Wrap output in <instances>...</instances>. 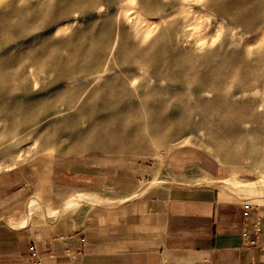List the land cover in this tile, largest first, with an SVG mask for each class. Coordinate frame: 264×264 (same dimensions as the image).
I'll list each match as a JSON object with an SVG mask.
<instances>
[{"label":"rangeland","instance_id":"374dc122","mask_svg":"<svg viewBox=\"0 0 264 264\" xmlns=\"http://www.w3.org/2000/svg\"><path fill=\"white\" fill-rule=\"evenodd\" d=\"M24 1L21 17L0 23V130H9L11 119L19 124L10 143L0 142L1 187L27 190V204L35 187L74 179L70 168L84 163L148 171L147 183L164 185L174 182L172 159L188 163L200 153L222 165L223 180L259 179L264 132L234 127L230 138L214 137L219 125L195 127L203 115L182 104L201 86L229 120L226 128L246 115L264 118V0ZM81 66L96 80L86 72L69 78ZM11 71L17 77L5 78ZM157 132L163 136L155 141Z\"/></svg>","mask_w":264,"mask_h":264},{"label":"crops","instance_id":"0c3cea01","mask_svg":"<svg viewBox=\"0 0 264 264\" xmlns=\"http://www.w3.org/2000/svg\"><path fill=\"white\" fill-rule=\"evenodd\" d=\"M178 158L171 162L174 182L144 192L148 171L89 163L70 168L74 179L35 187L27 204V190L0 186V264L245 263L251 253L243 248L241 222L251 204L201 185L225 176L208 154L188 163ZM75 194L117 203H81L48 218Z\"/></svg>","mask_w":264,"mask_h":264},{"label":"bare ground","instance_id":"6f19581e","mask_svg":"<svg viewBox=\"0 0 264 264\" xmlns=\"http://www.w3.org/2000/svg\"><path fill=\"white\" fill-rule=\"evenodd\" d=\"M21 1H24V0H8V1H5V3H2V5H3V7H2V9L0 10V23L1 22H3V21H8V20H14V18H12L13 16H17L18 17V15L17 14H19L20 15V17L22 16L20 13H21V11H20V9H18V7H17V5L21 2ZM231 1V0H230ZM234 1V0H233ZM25 2V1H24ZM264 2V1H263ZM227 3H229L228 1H227ZM1 4V3H0ZM26 4V3H25ZM210 4V3H209ZM219 4V3H218ZM239 4H241V3H239ZM264 4V3H263ZM23 5V4H22ZM229 5V4H228ZM227 5V6H228ZM257 5V4H256ZM256 5H254V4H252V5H250L251 6V8H252V6H254V7H256ZM24 8V7H23ZM38 8V7H37ZM210 8V7H209ZM226 8H229V7H226ZM7 10L8 11H10V12H7ZM20 12H19V11ZM35 10V9H34ZM221 10V9H220ZM252 10V9H251ZM30 11V10H29ZM29 11L28 12H26V13H29ZM245 11V10H244ZM246 11H247V9H246ZM257 11V10H256ZM33 12V11H32ZM213 12H215V11H213ZM223 12V11H222ZM227 12H230V11H227L226 10V13ZM249 12V11H248ZM262 12V11H261ZM14 13V15H12ZM24 13V12H23ZM26 13H24V14H26ZM226 13L224 14V15H226ZM230 13H232V12H230ZM246 13V12H245ZM255 13V12H254ZM262 14V13H261ZM228 15V14H227ZM237 15V14H236ZM244 15V14H243ZM242 15V16H243ZM248 15H249V13H248ZM255 15V14H254ZM253 15V16H254ZM260 15V14H259ZM246 16V15H245ZM257 16V15H256ZM236 17H238V16H236ZM253 18V17H252ZM251 18V19H252ZM249 19V18H248ZM57 20V19H56ZM233 20V19H232ZM11 21H10V23H11ZM218 21H219V19H218ZM264 21V20H263ZM235 23V22H234ZM12 24V23H11ZM15 24V23H14ZM157 24H155L154 23V21L153 22H151L150 23V26H149V28H148V30L151 32L152 30H153V28L156 26ZM155 29V28H154ZM149 32V33H150ZM263 32H264V29H263ZM16 33V32H15ZM148 33V32H147ZM214 41V40H213ZM204 42H205V40L203 39V38H201V40L199 41V45H201V47H202V45L204 44ZM192 57H194V56H192ZM207 58H208V56H206ZM197 58V57H196ZM195 58V59H196ZM204 58V57H203ZM195 59H193V60H195ZM202 59V58H201ZM218 59V58H217ZM193 60H191V61H193ZM200 60V59H199ZM207 60V59H206ZM200 61H202V60H200ZM219 61H220V59H219ZM202 62H205V60H203ZM89 63H91V62H89ZM93 63V62H92ZM134 63V62H133ZM141 63V62H140ZM143 64V63H142ZM141 64V65H142ZM200 64H201V62H200ZM202 65H203V63H202ZM222 65V64H221ZM220 65V66H221ZM146 66H147V64H146ZM148 66H150V65H148ZM147 66V68H149ZM151 66H153V65H151ZM199 66H201V65H199ZM218 66V65H217ZM139 67H141V66H138V69H139ZM187 67L189 68V70L192 72V74L191 75H194L195 74V71H196V67H195V65L193 64V63H190V64H188L187 65ZM219 67V66H218ZM143 68V67H142ZM142 68H140V69H142ZM217 68V67H216ZM91 70H92V68H90ZM137 69V67L136 66H132V67H129V71H134V70H138ZM206 70L208 69V67H206L205 68ZM104 70H110V69H104ZM203 70V69H202ZM205 70V71H206ZM72 71H74L75 73L74 74H72V76L71 77H69V78H71L72 79V77H74V78H76L75 76H77V74L79 73V74H81V73H85L84 75L85 76H87L88 74L90 75V76H92V80H94V78H95V80H96V77L95 76H98V74L97 73H93V74H90V73H87V71H85V67H82L81 66V68H73V70ZM84 71V72H83ZM89 71V70H88ZM200 70H198V72H199ZM8 72H10V71H8ZM7 72V73H8ZM81 72V73H80ZM202 72V71H201ZM79 74H78V76H79ZM97 74V75H96ZM198 74V73H197ZM197 74H195V75H197ZM14 76L15 78L17 77V74L15 73V72H12L11 71V73H8L7 74V76H5V78H9V77H11V76ZM71 75V74H70ZM65 77V76H64ZM94 77V78H93ZM193 78V77H192ZM192 80V79H191ZM193 80H194V78H193ZM89 81V80H88ZM194 83V82H193ZM202 83V82H201ZM199 84V83H198ZM198 84H194V85H198ZM184 85H188V82H184ZM203 85V84H202ZM210 86V85H209ZM214 87V86H213ZM206 88H208V87H206ZM212 88V87H211ZM243 88L244 87H242V88H239V89H236L235 90V92H233L232 93V95H235V94H237V93H239L240 91H242L243 90ZM213 89V88H212ZM211 89V90H212ZM209 89H205L204 87H199V88H196V89H194V90H191V92L189 93L190 94V96L185 100V102H183V104H182V107H183V110L184 111H186V110H189L190 112H193V111H195V113H196V115L198 114H202L203 116L202 117H200V121H199V123H198V125H199V127H198V125H194L193 123V125L196 127L197 126V128H202L203 126H205L204 124L206 123V124H208L209 125V123L210 124H217V125H219L220 126V130H219V126H217L218 127V129L216 128L214 131H212L211 129H212V127L211 128H208L209 126H207V128L208 129H210L211 131H209V132H211L210 134H212V135H214V137H218V136H221L222 134L223 135H226L227 133L229 134V138L231 137L230 135H233V134H230L231 132L230 131H233V129H234V127H238V129H237V131L240 133V134H247V133H249V132H254V133H256V134H261L262 132H264V118H261V117H259L258 119L256 118H254V119H251L249 116H245L244 118H241V119H235L234 121V126H230V127H228L227 126V128H226V124H225V122L228 120L227 119V117H226V115H224V114H220L219 112H217L216 110H214V101L212 100V99H209L208 97H206L205 96V93H207V91H208ZM214 91V90H213ZM212 91V92H213ZM98 92V91H97ZM211 92V93H212ZM2 95V94H1ZM95 95V94H94ZM8 95H2V97H7ZM162 98V97H161ZM164 99V98H163ZM165 100V99H164ZM218 100H220V99H218ZM157 105V104H156ZM166 105V104H165ZM174 105V104H173ZM180 105V104H179ZM163 106V105H162ZM177 107H178V103H177V105H176ZM181 106V105H180ZM179 106V107H180ZM166 108V107H165ZM165 108L163 109V110H165ZM169 108V107H168ZM171 108H173V107H171ZM197 109V110H194V109ZM155 110H156V108H155ZM203 111H205L206 112V114H204L203 113ZM156 113H157V111H156ZM185 114H187V113H185ZM190 114V113H189ZM194 114V113H193ZM153 115H156V114H153ZM157 115H158V113H157ZM195 115V116H196ZM250 115V114H249ZM161 116V115H160ZM181 116H183V115H180V117ZM156 117V116H155ZM162 117V116H161ZM210 117H214V119H215V117H216V119L214 120V119H212V118H210ZM253 117H256V116H253ZM257 117H258V115H257ZM153 118V120H154V116L152 117ZM157 119V118H156ZM160 119V118H159ZM169 119V118H168ZM182 119V118H181ZM189 118H187V120H188ZM194 119V118H193ZM25 120V119H24ZM186 120V119H185ZM197 120V119H196ZM195 120V121H196ZM12 121V119L10 120V126H9V130H7V131H4L2 128H1V130H3V131H1L0 130V142L2 143L4 140H6L7 138L10 140L11 138L10 137H12V136H14L15 135V133L18 131H15V129H16V126H18L19 124H16V123H14V122H16V121H14V122H11ZM29 121V120H28ZM159 121V120H158ZM158 121H154V122H158ZM183 121V120H182ZM189 121H191V119H189ZM193 121V120H192ZM191 121V122H192ZM198 121H196V122H198ZM58 122H59V120H58ZM166 122V121H165ZM159 123V122H158ZM162 123H164V122H162ZM168 123V122H167ZM182 123H184V121L182 122ZM228 123H229V120H228ZM177 124H180V123H177ZM189 124V123H188ZM230 124H232V121H231V123ZM247 124H248V126H247ZM5 125V124H4ZM21 125H22V123H21ZM167 125V124H166ZM229 125V124H228ZM23 126V125H22ZM158 126V125H157ZM160 126V125H159ZM170 126V125H169ZM180 125H178V126H176V127H178V129L179 130H183V129H185L184 127L183 128H181V127H179ZM188 125H186V127H187ZM191 126V125H190ZM8 127V126H7ZM21 127V126H20ZM175 127V126H174ZM175 127V128H176ZM28 128V127H27ZM162 128H165V126L164 127H162ZM172 128V127H171ZM192 128H193V126L192 127H190V129L192 130ZM214 128V127H213ZM50 129V128H49ZM177 129V128H176ZM178 129H177V133L179 132L178 131ZM24 130H27L26 128H24ZM66 130V129H65ZM165 130V129H164ZM186 130V129H185ZM203 130H205V128L203 127ZM235 130V129H234ZM43 131V130H42ZM41 131V132H42ZM156 131V130H155ZM175 131V130H174ZM188 131V130H187ZM23 132H25V131H23ZM44 132V131H43ZM204 132V131H203ZM208 132V131H207ZM238 132H236V133H238ZM40 133V132H39ZM182 133V132H181ZM185 133V132H184ZM14 134V135H13ZM16 134H18V133H16ZM159 134H160V132H157V133H155V134H153L155 137H156V139H155V141L157 140V138H158V136H159ZM180 134V133H179ZM41 135V134H40ZM45 135V134H44ZM43 135V136H44ZM47 136H49V135H47ZM46 136V137H47ZM161 136H163V132H162V135H160L159 136V138L161 137ZM15 137V136H14ZM13 138V137H12ZM39 138V137H38ZM7 139V140H8ZM6 140V141H7ZM9 140H8V142H9ZM22 140V139H21ZM21 140H17V142H20ZM45 141V140H44ZM11 142V141H10ZM9 142V143H10ZM16 142V143H17ZM154 142V141H153ZM4 143V142H3ZM2 143V144H3ZM6 143V142H5ZM48 143V142H47ZM52 143V142H51ZM153 144V143H152ZM155 145V144H154ZM153 145V146H154ZM157 145V144H156ZM11 146V145H10ZM3 147V146H2ZM1 147V148H2ZM12 147V146H11ZM156 147V146H155ZM7 148V147H6ZM3 149V148H2ZM1 154H3L4 152L3 151H1L0 152ZM257 154V153H256ZM258 155V154H257ZM158 174H160V173H158ZM158 178V177H157ZM156 178V179H157ZM163 182H162V180H160V179H158V180H153V181H150V182H148L146 185H144V188H143V191L142 192H144V191H147V190H149V189H151V188H153V187H156V186H159L160 184H162ZM205 185V186H208V187H211V188H214V189H218V190H220L221 191V193H224V194H227V195H229L231 198H234L236 201H238V202H241V203H245V204H256V203H262V202H264V170H261V172H260V175H259V179L258 180H253V181H248V180H246V181H239V180H235V179H232V180H221V179H211V180H207V181H203L202 182V184L201 185ZM135 197V196H134ZM81 203H83V204H89V205H91V206H100V205H115L116 203H117V201H115V202H107V201H103V200H99V199H97V198H95V197H90V196H88V195H84V194H75V195H72L71 196V198L70 199H67V200H65V201H63L62 202V205L60 206V208H59V210H57V212H52V211H49L48 210V213H47V215H48V218H50L51 220H54L56 217H57V215H59V213L60 212H62V211H64V210H66V209H68L69 210V208H71V206H74V205H77V204H81Z\"/></svg>","mask_w":264,"mask_h":264},{"label":"built area","instance_id":"2783aa9c","mask_svg":"<svg viewBox=\"0 0 264 264\" xmlns=\"http://www.w3.org/2000/svg\"><path fill=\"white\" fill-rule=\"evenodd\" d=\"M252 213L254 217L251 216ZM241 239L244 250L251 253L249 259L243 264H264V205L246 206L241 222ZM29 248L31 256L36 259V248L34 245L29 246ZM255 253L258 257L254 256ZM75 256L76 254L69 255L71 259Z\"/></svg>","mask_w":264,"mask_h":264}]
</instances>
